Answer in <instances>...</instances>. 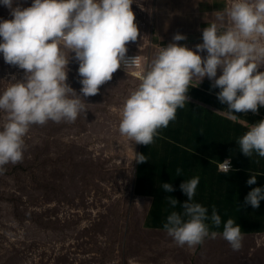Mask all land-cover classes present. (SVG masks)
Here are the masks:
<instances>
[{"label":"clouds","instance_id":"obj_1","mask_svg":"<svg viewBox=\"0 0 264 264\" xmlns=\"http://www.w3.org/2000/svg\"><path fill=\"white\" fill-rule=\"evenodd\" d=\"M132 3L31 0L22 6L19 0H0L11 17H0V57L23 69L21 79L14 74L0 79L7 82L0 91V172L5 171L3 165L23 158L24 138L31 125L75 120L84 110L85 97L96 94L121 64L126 71L138 62V55L126 56V42L135 41L139 31ZM205 18L202 42L194 45L195 50L176 43L186 38L181 33H175L166 45L158 44L143 71L137 73L138 83L124 97L118 130L128 142L132 161L147 160L133 145L152 143L157 130L166 127L175 119L176 109L184 106L189 88L198 86L205 76L210 87L218 89L219 102L227 105L217 111L227 119L236 121L241 117L235 112L255 113L258 106H264V70L258 71L264 65V0H227L224 7L212 10L210 18L206 12ZM70 61L78 64L79 92L68 83ZM242 122L247 128L236 141L239 150L248 157L253 153L264 157V117ZM217 168L228 173L230 157L217 160ZM250 173L248 185L264 175ZM199 179L194 175L180 183L185 201L178 202L171 195L165 198L172 210L163 229L177 244L190 248L219 234L232 249H239L241 227L233 218L223 222L219 233L210 231L207 221L219 227L221 216L214 205L209 215L207 207L193 199ZM160 188L173 191L170 182L160 183ZM262 199L264 185L252 187L244 197L245 204L254 208Z\"/></svg>","mask_w":264,"mask_h":264},{"label":"rangeland","instance_id":"obj_2","mask_svg":"<svg viewBox=\"0 0 264 264\" xmlns=\"http://www.w3.org/2000/svg\"><path fill=\"white\" fill-rule=\"evenodd\" d=\"M19 3L28 6L31 0ZM0 17L11 18L3 5ZM77 67L70 61L68 83L79 92ZM13 74L21 79L23 69L0 57V79ZM137 83L117 69L85 97L75 120L30 126L23 158L0 172V264H184L175 240L144 230L136 210L137 162L118 121L124 97ZM262 117L264 106L241 113L245 120ZM133 148L138 152L137 143ZM257 242L242 237L234 250L224 238L211 239L203 253L214 259L205 264H264V238Z\"/></svg>","mask_w":264,"mask_h":264},{"label":"crops","instance_id":"obj_3","mask_svg":"<svg viewBox=\"0 0 264 264\" xmlns=\"http://www.w3.org/2000/svg\"><path fill=\"white\" fill-rule=\"evenodd\" d=\"M226 4L227 0H133L130 7L139 31L134 43H126V53L147 58L145 65L157 45H166L175 33L186 37L176 43L194 49L196 43L202 42L201 30L207 22L205 13L210 18L213 9ZM195 83L194 80L192 84ZM210 83L205 76L198 86L190 87L188 100L176 109L175 119L157 130L152 143H137L138 152L144 153L147 160L136 165L134 196L139 202L135 204L136 210L141 214L144 230L166 233L162 225L172 208L165 198L171 195L178 202L185 201L187 196L179 185L183 179L198 175L200 179L193 199L206 206L209 215L214 205L221 216L219 227L207 221L210 231L219 233L223 222L231 217L240 225L242 237H252L259 242L264 238V199L254 208L245 204L244 197L252 187L264 185V175L257 176L253 185L246 183L250 172L264 174V157L255 153L248 157L239 150L236 141L247 128L242 122L245 119L233 121L217 112L227 105L219 102L215 95L218 90L210 87ZM241 113L235 112L238 117ZM258 119L261 118L247 121L253 123ZM228 157L233 169L224 173L218 170L217 160ZM162 182H170L173 191L169 193L160 188ZM179 207L178 204L177 210ZM219 238L223 237L219 234L215 238L205 237L191 248L176 243L173 248L181 252V259L177 255L179 262L205 264L214 258L205 257L203 251L213 245L209 244L211 239Z\"/></svg>","mask_w":264,"mask_h":264},{"label":"built area","instance_id":"obj_4","mask_svg":"<svg viewBox=\"0 0 264 264\" xmlns=\"http://www.w3.org/2000/svg\"><path fill=\"white\" fill-rule=\"evenodd\" d=\"M135 55H138V57H139L138 62L134 66H131V67L127 68L126 71L129 72L135 79L139 80V77H138L137 73L143 71V68L145 66L144 65V61L147 60V58H144L140 54L126 53V56H129V57L130 56H135ZM118 69H121V71H125L123 64H121V67H119ZM231 169H233V166H232Z\"/></svg>","mask_w":264,"mask_h":264}]
</instances>
